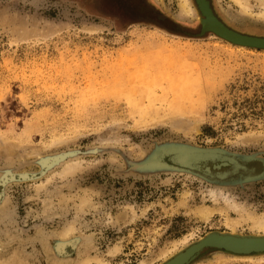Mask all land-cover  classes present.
I'll list each match as a JSON object with an SVG mask.
<instances>
[{
	"label": "rangeland",
	"instance_id": "rangeland-1",
	"mask_svg": "<svg viewBox=\"0 0 264 264\" xmlns=\"http://www.w3.org/2000/svg\"><path fill=\"white\" fill-rule=\"evenodd\" d=\"M209 1L230 28L264 37V0H248L252 14ZM178 13L179 0H0V178L53 159L6 187L0 264H160L229 230L224 214L193 211L223 206L210 189L264 212V50L197 36L198 16ZM180 120L197 124L185 132ZM171 147L245 168L208 175ZM253 257L207 249L191 264H264Z\"/></svg>",
	"mask_w": 264,
	"mask_h": 264
},
{
	"label": "bare ground",
	"instance_id": "bare-ground-1",
	"mask_svg": "<svg viewBox=\"0 0 264 264\" xmlns=\"http://www.w3.org/2000/svg\"><path fill=\"white\" fill-rule=\"evenodd\" d=\"M237 6L241 8L242 12L252 14L253 10L251 5H249L248 0H232ZM264 7V6H263ZM204 9V17L207 21L209 27L218 30L220 33H226L223 26L220 23L224 24L225 26H229L223 20L219 18L211 7L212 11ZM194 6L190 0H179V17L181 19H190L198 16L199 21L201 20V15L197 11H194ZM263 11L258 15L264 18V8ZM197 13V15L195 14ZM218 20H215L216 18ZM230 27V26H229ZM178 122V126L185 132L190 131V124L191 121H182ZM196 125L197 122H194ZM196 130V128H195ZM172 151L176 154L177 161L179 165L184 168L189 169H196L198 171H202L208 175H216V176H227L233 171L238 170L239 168H245L243 164L239 163L234 157H231L227 154H217L215 151H206V150H193V149H179L178 147H171L170 149L166 150V153ZM58 158H54V161ZM53 159L50 158H43L41 160V171L40 173L35 172H6L0 178V205L6 198V187L8 186L9 182L15 180H30L36 179L42 173H44L52 164ZM72 162L66 164L64 171L67 173L73 167ZM234 167V168H232ZM209 194L211 195L212 199L217 201H223V206H211L205 203L204 205L196 206L193 211L195 214L200 217L202 220L209 221L212 217L215 216L216 213L224 214L226 216V224L229 227L228 231L220 232V231H213L208 233L206 236L200 238L198 241L192 243L184 250L174 253L171 255L170 258L166 259L160 264H188L196 254L203 248V246L207 244L217 245L225 248L235 250L236 252L242 253H252V252H262L264 251V212H255L249 210L247 207L244 206L242 202L235 200L232 196L223 194V192L219 190L210 189ZM187 194H184L179 202V207L186 206L187 204ZM87 200H83L85 202ZM235 211L237 216H233L229 213V211ZM242 224H248L252 233L250 234H240L237 229ZM74 229L71 227L69 228L66 226V230L63 231V237H67L72 233ZM70 243V241L68 242ZM118 249V246L115 245L111 247L107 255L113 256ZM231 255L241 256V257H248L245 259L253 260L255 255H259V259H264V253H257L252 255H238L232 252L225 251ZM101 264H107V258L102 260L99 258ZM92 262V257L90 255L85 258L81 264H90ZM17 264H29L27 262H23L22 260L17 261ZM2 264V263H1ZM9 264V263H3ZM13 264V263H10Z\"/></svg>",
	"mask_w": 264,
	"mask_h": 264
},
{
	"label": "water",
	"instance_id": "water-1",
	"mask_svg": "<svg viewBox=\"0 0 264 264\" xmlns=\"http://www.w3.org/2000/svg\"><path fill=\"white\" fill-rule=\"evenodd\" d=\"M197 8H198V13L201 15V32L197 36H203L207 33H214L215 35L233 43L239 46L243 47H250V48H256V49H263L264 50V37H257V36H252V35H247L243 34L241 32H238L227 25L225 26L224 24L220 23L221 26L224 27L226 33H220L218 30H215L211 27H209L207 21L205 20L204 17V12L202 8H206L207 10L212 11L211 9V3L209 0H196ZM216 18V17H215ZM215 20H218L217 18ZM163 25L170 29H176V26L171 22L170 20H166L163 22ZM207 249H213V250H219V251H228L232 252L238 255H252V254H257V253H264L262 252H252V253H242V252H236L235 250L233 251L232 249L217 246V245H212V244H207L203 246V248L196 254V256L193 257V259L188 263L191 264L194 260H196L205 250Z\"/></svg>",
	"mask_w": 264,
	"mask_h": 264
}]
</instances>
